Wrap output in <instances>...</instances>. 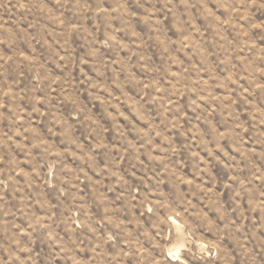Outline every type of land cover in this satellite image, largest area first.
<instances>
[{
  "label": "rangeland",
  "instance_id": "obj_1",
  "mask_svg": "<svg viewBox=\"0 0 264 264\" xmlns=\"http://www.w3.org/2000/svg\"><path fill=\"white\" fill-rule=\"evenodd\" d=\"M0 264H264V0H0Z\"/></svg>",
  "mask_w": 264,
  "mask_h": 264
}]
</instances>
